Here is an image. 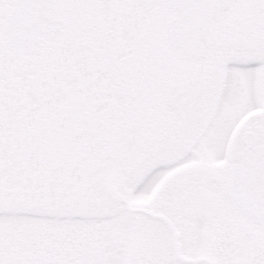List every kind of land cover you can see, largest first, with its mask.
Listing matches in <instances>:
<instances>
[{
    "label": "flooded vegetation",
    "instance_id": "obj_1",
    "mask_svg": "<svg viewBox=\"0 0 264 264\" xmlns=\"http://www.w3.org/2000/svg\"><path fill=\"white\" fill-rule=\"evenodd\" d=\"M108 1L105 15L98 0H55L54 19L64 29L31 54L7 42L3 27L14 5L0 0V210L32 211L34 201L51 211L52 204L86 207L94 202L88 177L118 163L129 177V215L179 254L209 225L215 238L226 234L231 166L218 140L239 83L229 74L213 76L215 58L223 47L264 45V2L241 0L211 25L220 49L190 61L172 43L175 16L164 3ZM142 2L154 9L134 12ZM128 31L136 34L131 44ZM145 174L148 196L136 203ZM57 184L63 191L55 190L53 200ZM139 254L150 256L146 246Z\"/></svg>",
    "mask_w": 264,
    "mask_h": 264
},
{
    "label": "rangeland",
    "instance_id": "obj_2",
    "mask_svg": "<svg viewBox=\"0 0 264 264\" xmlns=\"http://www.w3.org/2000/svg\"><path fill=\"white\" fill-rule=\"evenodd\" d=\"M98 2L105 7V15H109L112 3ZM154 6L142 2L135 6L134 12L153 10ZM146 20L143 17L138 23ZM135 35L134 31H128L124 38L131 44ZM220 52L215 58L219 72L213 76L229 74L239 83L234 105L224 111L227 112L226 123L224 129L221 127L223 132L218 140L222 148L232 126L242 115L255 108L264 112V45L250 50L223 47ZM100 86L101 83L95 87ZM212 144L217 141L213 139ZM33 161L35 172L40 171L43 167L39 159ZM227 174L229 176V170ZM127 178L121 164L109 163L88 177L87 191L93 192V204L80 209L52 204L54 210L51 211L45 206L39 207L41 201H34L36 206L32 211L21 205L15 210H0V264H161L164 260L167 264H264V227L243 215L228 193L223 195L226 234L215 238L209 225L208 234L205 231L200 239L194 235L193 240L181 245L177 254V250H170L169 244L157 243L156 230L141 226L137 216L129 215L125 209ZM148 179L145 174L138 184L136 203L148 196L152 182L148 186ZM58 189L63 187L60 184L51 187L53 200ZM97 200L99 204H95ZM145 246L150 256L141 258L139 253ZM163 255L167 258L162 259Z\"/></svg>",
    "mask_w": 264,
    "mask_h": 264
},
{
    "label": "water",
    "instance_id": "obj_3",
    "mask_svg": "<svg viewBox=\"0 0 264 264\" xmlns=\"http://www.w3.org/2000/svg\"><path fill=\"white\" fill-rule=\"evenodd\" d=\"M167 4L175 18L169 31L182 59L205 60L220 44L211 23L226 18L241 0H158ZM14 11L4 26L9 44L38 54L46 41L64 29L54 21L55 0H13ZM231 163L230 195L235 206L256 224L264 226V114H250L236 127L227 148Z\"/></svg>",
    "mask_w": 264,
    "mask_h": 264
}]
</instances>
